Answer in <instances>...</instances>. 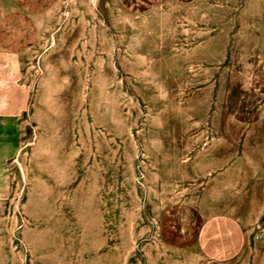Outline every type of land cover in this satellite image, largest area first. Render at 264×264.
<instances>
[{
	"label": "rangeland",
	"instance_id": "374dc122",
	"mask_svg": "<svg viewBox=\"0 0 264 264\" xmlns=\"http://www.w3.org/2000/svg\"><path fill=\"white\" fill-rule=\"evenodd\" d=\"M0 59V264H264L262 0H0Z\"/></svg>",
	"mask_w": 264,
	"mask_h": 264
},
{
	"label": "crops",
	"instance_id": "0c3cea01",
	"mask_svg": "<svg viewBox=\"0 0 264 264\" xmlns=\"http://www.w3.org/2000/svg\"><path fill=\"white\" fill-rule=\"evenodd\" d=\"M262 8L264 14V0H262ZM1 69L2 68L0 66V71ZM21 108L22 107H17L15 105L13 106V104L0 103V156L3 152L6 153L8 151L10 152L9 154H11L16 147V141L18 140L17 129L11 127L13 124L12 121L14 119V116L21 113ZM260 109H262V117H264V99L263 101H261ZM242 141H244L245 150L246 147L249 146L250 149L259 151L258 153H256L257 156H261L264 158V133H246L244 134V138H242ZM252 141H255L256 143L252 145ZM4 153L2 156L3 159L0 161L1 163H4V158H6V155H4ZM228 171L229 168L224 163L222 165V168L218 167L217 170L213 169L212 171L210 181H212L213 191H215L216 183L217 187H220V184L222 183V193L220 188H218L217 191L219 192V194L217 195V197L225 196V189H229L227 180ZM207 189L209 190L210 187H208ZM227 211L228 210H225L224 208L221 211L217 210L216 214L206 218V220L204 221L198 235V241L202 246V249L208 250L210 244L212 246H215V242L218 241L219 238H225L227 240L228 251L230 250V241L233 237H242L241 244L242 246L245 245V239L243 238L244 232L240 228V225L237 223L236 219L230 216Z\"/></svg>",
	"mask_w": 264,
	"mask_h": 264
}]
</instances>
